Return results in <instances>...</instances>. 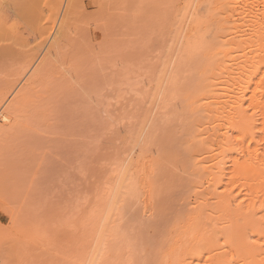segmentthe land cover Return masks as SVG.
<instances>
[{
  "label": "rangeland",
  "instance_id": "rangeland-1",
  "mask_svg": "<svg viewBox=\"0 0 264 264\" xmlns=\"http://www.w3.org/2000/svg\"><path fill=\"white\" fill-rule=\"evenodd\" d=\"M191 1L0 0V264H83L121 168L94 264H264V165L230 163L264 162V0Z\"/></svg>",
  "mask_w": 264,
  "mask_h": 264
},
{
  "label": "bare ground",
  "instance_id": "bare-ground-1",
  "mask_svg": "<svg viewBox=\"0 0 264 264\" xmlns=\"http://www.w3.org/2000/svg\"><path fill=\"white\" fill-rule=\"evenodd\" d=\"M152 1H154V0H152ZM193 1V0H192ZM192 1H191V3H192ZM190 3V4H191ZM189 4V5H190ZM188 5V6H189ZM250 12H252L251 10H246L245 11V13H243V14H245V15H248V13H250ZM233 15V14H232ZM263 21H264V18H263ZM57 22V21H56ZM256 25V24H255ZM55 26H56V23H54V26L52 25L50 28H49V31H48V36L49 37H46L45 38V40H44V42H48V40H50L51 38H53L52 37V34L54 33V29H55ZM259 27V26H258ZM257 27V28H258ZM57 29V28H56ZM258 30V29H257ZM259 30H260V28H259ZM264 30V29H263ZM232 32V31H231ZM258 32V31H257ZM261 32V31H260ZM259 32V33H260ZM232 33H234V34H239L238 36H236V37H244V35L245 34H243L242 32H240L237 28H235L234 30H233V32ZM258 33V35H257V37H258V39L257 40H261L260 38L262 37V41L264 42V32H261L260 34ZM54 39V38H53ZM52 39V40H53ZM240 41H238L239 42V44H243V45H247L248 47L249 46H251V44H252V42H256V41H254V40H252L251 38H246V39H243L242 41H241V39H239ZM237 42V43H238ZM262 42V43H263ZM235 43V42H234ZM47 45V44H46ZM231 46H230V49L229 50H233V48L235 47V49L238 47V44L236 45V44H230ZM234 49V50H235ZM239 49V48H238ZM241 49V48H240ZM230 52L231 51H229V54H230ZM261 52V51H260ZM227 54V53H226ZM264 54V53H263ZM225 56V55H224ZM258 56V55H257ZM263 56V55H262ZM222 57H223V54H222ZM264 57V56H263ZM258 59V58H257ZM260 59V58H259ZM228 61V60H227ZM258 61V60H257ZM261 61V60H260ZM264 61V60H263ZM251 63H253V61L251 62ZM249 64V62H248V65L246 64V65H236V64H234V66H237L236 68H234V70H232L231 69V71L230 70H224L222 73L223 74H226L227 76L226 77H229V75H233L234 73H236V74H238V75H241L242 74V72L243 71H246L247 69H250L251 67H253L252 66V64ZM255 64H257L256 63V61H255ZM232 65V64H231ZM26 68V67H25ZM28 68V67H27ZM225 69V68H224ZM252 69V68H251ZM233 71V72H232ZM235 71V72H234ZM247 72V71H246ZM222 74V75H223ZM235 74V75H236ZM25 76V72H23V77ZM225 76V75H224ZM25 78V77H24ZM24 78H22L21 80H23ZM28 78H29V76H28ZM127 81L130 83V84H133L132 83V81H131V78H127ZM134 81H135V79H134ZM133 81V82H134ZM21 82V81H20ZM27 82H29L28 81V79H26L25 80V82L24 83H27ZM137 82V80L134 82V84ZM248 85H246V87L242 90V96L240 97V99L241 98H243L244 96H245V91L248 89ZM241 95V94H240ZM212 97V96H211ZM3 115H4V112H1L0 113V122L1 121H3L4 120V118H3ZM263 115V116H262ZM261 116H262V121H264V112L263 113H261ZM225 117V118H224ZM224 119H229V120H231V121H233L234 123H241L240 125L243 127V126H245V127H247V129H249V130H255V128L256 127H258L259 125L258 124H256V125H258V126H255L254 124L256 123V119L253 117V116H250V117H248V115L246 114V111L244 112L243 110H241L240 108H237V110H231L229 113H226L225 115H224ZM218 118V117H217ZM216 119V118H215ZM222 119V118H221ZM220 119V120H221ZM212 121V120H211ZM216 121V120H215ZM214 121V122H215ZM225 121V120H224ZM236 121V122H235ZM213 122V121H212ZM233 122H232V124H233ZM226 123V122H225ZM257 123H258V120H257ZM262 123V122H261ZM261 123H260V125H261ZM213 124V123H212ZM227 124V123H226ZM225 124V125H226ZM263 124V123H262ZM223 125V124H222ZM233 125H235V124H233ZM240 126V127H241ZM224 127V131H225V133L222 135L223 136V138H222V140L220 141V142H218V143H220L221 144V146H222V143H223V145H224V148L226 147H228V146H230V145H232L233 144V141H231V135L229 134V131H230V129H229V125H228V127H225V126H222V128ZM245 127H244V129H245ZM262 127V126H261ZM215 128V127H214ZM214 128H212L211 129V131L212 130H215ZM209 130V129H208ZM205 131H207V130H205ZM217 131V130H216ZM205 133V132H204ZM208 136H210V135H208ZM212 136H213V134H212ZM207 137V136H206ZM254 138V136H251V139H253ZM214 142V141H213ZM250 144V143H249ZM234 145H236V146H234V148H237L238 150H239V153H238V159H235V158H233V159H231V162L230 163H232V165H233V169H234V171L235 172H237V169H236V167H238V162L241 160V161H243L244 163H243V165L245 164V166L248 168V169H246V171H248V173H249V171L250 172H252L253 170H255L256 169V167H258V166H262V165H264V162H263V159H261L260 157L261 156H258L257 155V149L256 150H251V151H249V146H246V147H243V146H239V145H237V144H234ZM257 148V147H256ZM231 156V155H230ZM247 157V158H246ZM244 166V167H245ZM126 168L128 169V167L126 166ZM122 169V168H121ZM121 169L118 171V173H117V175H116V179L114 180V183H112V186H109V192H107L108 194L106 195V197H107V199L105 200V202H104V204H103V209H101V212H100V216H99V220H98V224H99V227H98V230H97V232H96V235H95V238H94V244H95V246L92 248V250H91V252H90V256L89 257H87V259H85V261L83 262V264H94L95 263V260H96V258H97V253H98V251H100V243H99V240H100V237H101V232H102V230L103 229H105L104 227H106V224L108 223V221H109V219H112L111 217H113L112 216V214L113 213H111V212H113L112 210H115V209H117V205L115 206V204H116V201H117V199H118V196H120V194H123V192L122 191H126V190H124V188L125 189H127V188H129V181H130V179L128 178V177H130V175H131V172H130V175H128L127 174V171H126V169L125 170H123L124 172H125V174L123 175V172L121 171ZM130 169V168H129ZM128 169V170H129ZM258 169V168H257ZM255 170V171H257L258 172V170ZM216 170H217V172L216 173H218V174H220V175H223V172H224V168L221 166V167H216ZM121 171V172H120ZM233 171V172H234ZM246 171H244V172H246ZM261 171H262V169L261 170H259V174H264L263 172L261 173ZM128 172V173H129ZM127 175V176H126ZM124 176H126V178L124 177ZM127 179V180H126ZM132 180V179H131ZM221 182H222V180H221V178H219L218 179V181L216 182V183H214V190H217L218 189V187H221ZM127 185V186H126ZM127 187V188H126ZM127 190H129V189H127ZM129 192V191H128ZM128 192H127V194H128ZM218 198V196H215V198L214 199H217ZM239 200H238V197H234V198H231V200H229L227 203H226V205H225V212L224 213H226V212H229L230 211V209L233 207V206H237V208L238 209H242V210H248V209H254V207L257 205V203H259V202H251L250 204H247L246 205V207L244 206V203H245V201L243 200V201H240V202H238ZM120 202V201H119ZM118 202V203H119ZM114 206H115V208H114ZM261 210H264V204H262L261 202H260V204H259V206H258ZM114 215H115V211H114ZM112 222V221H111ZM110 225V224H109ZM108 227H110V226H108ZM108 229V228H107ZM114 229V228H113ZM111 231V230H110ZM113 232H114V230H112ZM105 232H108V231H105ZM104 234V233H103ZM115 234V233H114ZM89 254V253H88ZM259 254H261V253H259ZM227 264H231V262H228Z\"/></svg>",
  "mask_w": 264,
  "mask_h": 264
}]
</instances>
